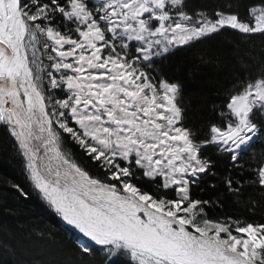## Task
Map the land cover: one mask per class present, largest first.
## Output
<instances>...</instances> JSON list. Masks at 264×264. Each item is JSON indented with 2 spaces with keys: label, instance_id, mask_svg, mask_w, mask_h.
<instances>
[{
  "label": "snow or ice",
  "instance_id": "snow-or-ice-1",
  "mask_svg": "<svg viewBox=\"0 0 264 264\" xmlns=\"http://www.w3.org/2000/svg\"><path fill=\"white\" fill-rule=\"evenodd\" d=\"M225 34L264 44V0H0V129L81 234L58 264H264V52L199 122L166 71Z\"/></svg>",
  "mask_w": 264,
  "mask_h": 264
},
{
  "label": "trees",
  "instance_id": "trees-1",
  "mask_svg": "<svg viewBox=\"0 0 264 264\" xmlns=\"http://www.w3.org/2000/svg\"><path fill=\"white\" fill-rule=\"evenodd\" d=\"M264 52L259 38L245 43L225 34L195 49L177 51L165 61L169 76L185 85V103L188 114L199 122L206 111V102L216 99L217 93L230 86L243 71L249 54L257 59ZM203 53L218 58L219 65H200ZM76 158L81 160L73 146ZM261 151L258 143L252 152ZM82 163L87 165L86 160ZM13 185L24 187L29 195L22 197ZM213 215L222 212L247 219H261L258 210L253 216L243 207L228 204L223 210H210ZM78 246V236L65 226L58 215L35 193L23 170L22 158L13 147V141L0 129V264H53L64 260L69 249ZM120 264H127L118 258Z\"/></svg>",
  "mask_w": 264,
  "mask_h": 264
},
{
  "label": "rangeland",
  "instance_id": "rangeland-1",
  "mask_svg": "<svg viewBox=\"0 0 264 264\" xmlns=\"http://www.w3.org/2000/svg\"><path fill=\"white\" fill-rule=\"evenodd\" d=\"M58 217H59V216H58ZM59 219L61 220V222H62L65 226H67L70 230H72L73 232H75V233L77 234L78 238H80L81 234H80L77 230H75V229H73L71 226L67 225L66 222H64L60 217H59ZM78 243H79V239H78Z\"/></svg>",
  "mask_w": 264,
  "mask_h": 264
}]
</instances>
